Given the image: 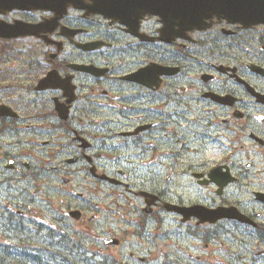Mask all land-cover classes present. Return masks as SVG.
I'll use <instances>...</instances> for the list:
<instances>
[{"label":"flooded vegetation","instance_id":"1","mask_svg":"<svg viewBox=\"0 0 264 264\" xmlns=\"http://www.w3.org/2000/svg\"><path fill=\"white\" fill-rule=\"evenodd\" d=\"M149 1L42 0L41 7H33L32 0H0V104L12 110L0 114V138H6L0 142V183L10 184V173L21 166L34 180L50 176L40 180L44 208L39 215H25L29 203L17 204L14 211L16 202L8 203L1 227L27 219L44 236L58 235L57 243L71 239L77 251L87 254L83 259L97 253L96 243L108 254L104 257L115 259L111 249L117 251L127 234L142 238L146 222L159 221L165 205L152 186L132 190L142 201L133 209L135 229L122 233L105 219L96 230L98 203L91 196L103 182L127 185L124 170L111 175L99 160L108 154L106 159L132 164L135 157L142 177L155 180L165 172L172 190L188 189L191 182L213 186L219 203L193 204L233 206L251 220L223 217L198 223L195 217H181V222L195 220L205 227L195 238L196 259L216 261L211 241L229 235L244 239L246 228L255 240L247 257L251 264H264V213L225 196L234 186L264 210V23L213 16L201 28L179 30L175 23L164 25L158 13L145 11ZM24 146L28 157L22 161ZM208 149L219 154L210 166ZM42 151L40 165L30 160ZM147 168L155 178L143 175ZM55 179L60 184H53ZM214 179L226 183L219 188ZM49 182L53 193H46ZM74 182L82 184L88 199L73 188ZM41 186L33 192L38 194ZM80 198L84 202L76 203ZM85 233L92 246L82 240ZM157 236L149 241L159 256L164 241ZM107 237L118 243H107ZM127 256L126 263H117L143 264L152 254L129 250Z\"/></svg>","mask_w":264,"mask_h":264},{"label":"rangeland","instance_id":"2","mask_svg":"<svg viewBox=\"0 0 264 264\" xmlns=\"http://www.w3.org/2000/svg\"><path fill=\"white\" fill-rule=\"evenodd\" d=\"M28 137V136H27ZM6 138H0V142L5 141ZM28 146H24V153H22L20 160L24 161L28 157L26 154V149ZM35 150L33 152L37 153V149L41 148L40 145L35 146ZM228 150H225V154H227ZM105 153V151H102ZM118 152H121L118 151ZM133 152V151H132ZM108 154L104 155L107 156ZM217 151L208 149L206 151V157L208 159V166L212 163V160L218 157ZM33 159L31 161H35L36 164H41V159L44 157V151H42L39 156L32 154ZM109 157V156H108ZM60 159L62 157H59ZM100 159L99 162L105 164V169L111 175H116V169H122L127 173V177L122 178L127 185H110L108 183H101V189L97 190L95 194L91 197L93 202H97L98 205L95 207V210L98 212V219H96V230L100 231L105 224V219H109L110 223H108L113 229L118 227L119 230L123 233L124 230H133L135 229V225L131 222L133 218L137 217L136 213L133 212L134 206H139L142 201L137 197L136 194L133 193L132 190H137L139 188H150L151 186L162 193V199L165 203L181 201L185 205H192L193 203H219L220 197L214 194L213 186H198L194 182H191L188 189L187 187L184 189H174L172 190V184L169 181H166V173L161 172V176H157L155 180H148L147 178L142 177L141 170H139V166L137 164V158L133 157V161L131 164L127 161H122V163L111 161V159ZM58 159V158H56ZM56 159H53L54 162ZM207 166V167H208ZM148 168L144 171L143 175L146 174L151 178H155L153 173H148ZM13 174V179L11 183L7 185L6 183H0V242H5L9 248L11 255L13 254V249L17 251L16 253H20V248H12V244H18L20 242L27 243L25 246L24 252L22 254H27L28 256L34 257H44V255H50L51 250H61L65 254L67 252H73L79 260H84L83 258L87 256V254H82L77 250L70 248L72 242H69V245H65L64 243H57L58 235L54 238L44 236L46 235L43 230H36V228L32 225V222L27 219L21 220V225L16 228H8L1 227L5 224L4 217L2 211H4L5 204H16L13 205L11 210H15L18 208L17 204L28 205L30 204L29 210L25 212L26 216H31L34 214V217H37L39 213L38 209L44 208V205L41 203L40 198L43 194L44 189L40 185V180H46L50 176L40 175V180H34L29 175L24 174V168L21 166L18 171L10 173ZM25 175V176H24ZM60 184V181L55 179L53 184ZM46 187V193H53V184L51 182L48 183ZM73 188L84 193V199L89 198V193L83 190L82 184L79 182H74ZM9 186V187H8ZM41 186V191L38 194L34 193V187ZM186 186V185H185ZM71 187V185H70ZM172 187V188H171ZM52 189V190H51ZM237 190L234 186L228 188L226 193V200L229 202L239 200L242 205H246L247 208H254L255 211H261L264 213V210L261 206L254 203L252 196L244 193H237ZM60 195L66 196L65 192H61ZM91 195V194H90ZM177 195H182L183 198L177 197ZM29 196L32 197L35 202L30 203ZM76 198V194H75ZM80 198L76 203H83L84 200ZM163 205V203H162ZM161 205L159 221L149 220L146 222L144 226V236L138 237L136 235L127 234L124 237V241L122 246L119 249L112 252L115 254V260H122L126 263V258H128L127 253L129 250L135 251V254L142 255V253L150 252L152 257H148V259L143 264H229V262L235 264H251L252 261L247 257L251 254V247L255 243L251 237H249L248 230L246 228H242L245 231L244 239L233 238L229 235L226 238H223L221 241H211L212 247L215 248L214 254L217 256V260L215 261L210 256L208 259L201 257L196 259L194 257L195 254H199L200 249L198 248L199 240L195 239L203 231H205V227L201 224L196 225L195 220H190L187 222H181V215L178 213H173L172 211L167 210L164 206ZM206 205V204H205ZM21 206V205H20ZM121 206V207H120ZM117 211L126 213V215H121ZM40 222V221H39ZM57 227L62 226L61 224H57ZM26 227L30 228L28 231ZM85 236H81L83 241L92 246L94 241H90L88 233H85ZM158 235V236H157ZM157 236V241L163 242L164 245H161L162 252L160 255L155 254V250L157 246L150 242L151 237ZM238 236H240L238 234ZM65 237V233H64ZM28 238V239H27ZM80 238V234L78 236ZM241 238V237H240ZM150 240V241H149ZM53 241V242H51ZM221 242V243H220ZM201 243V242H200ZM64 244V246H63ZM209 244V245H210ZM23 245V244H20ZM17 246V245H15ZM99 248L101 246L99 243L93 247L96 250V254L90 255L86 260L93 264L96 260L101 259L104 255H108L106 251H100ZM89 255V254H88ZM84 256V257H83ZM19 257V256H18ZM41 257V258H42ZM58 257V256H57ZM246 257L248 259H244ZM47 258V257H46ZM15 258H13L14 260ZM20 261V260H19ZM83 263V262H82ZM27 264H34L32 261ZM130 264H142L140 261L133 260Z\"/></svg>","mask_w":264,"mask_h":264},{"label":"water","instance_id":"3","mask_svg":"<svg viewBox=\"0 0 264 264\" xmlns=\"http://www.w3.org/2000/svg\"><path fill=\"white\" fill-rule=\"evenodd\" d=\"M42 0H32L33 7H41ZM73 0H64L65 4ZM10 4V3H9ZM13 6H8L12 8ZM23 7V6H21ZM144 10L158 13L164 25L175 23L179 30L201 28L205 19L216 16L231 22L245 25L264 22V0H150L144 5ZM2 35V33H0ZM44 87V86H41ZM11 109L0 104V114H11ZM221 188L226 182L214 179ZM264 200V197H260ZM150 202H147L149 205ZM174 206H167L173 208ZM181 212L184 219L196 216L200 222H213L219 218H237L241 221H250L242 212L233 206L208 209L201 205L175 208ZM75 214V213H72ZM107 243H118L115 238H106Z\"/></svg>","mask_w":264,"mask_h":264},{"label":"trees","instance_id":"4","mask_svg":"<svg viewBox=\"0 0 264 264\" xmlns=\"http://www.w3.org/2000/svg\"><path fill=\"white\" fill-rule=\"evenodd\" d=\"M18 226V225H17ZM15 228V226H13ZM28 239V238H27ZM67 240L65 241V245H69ZM23 244V245H20ZM63 244V246H64ZM17 245V246H15ZM25 246H27V243L25 242H20L18 244H12V248H20V253H16L13 249V254L11 255L10 248L9 246L3 242L0 243V264H27L28 262H33L34 264H90L86 259L81 260L82 262H79L80 259L73 258L70 254L68 253H56L57 255H52L51 257H38V256H28L27 254H22L24 252ZM70 248H72L70 246ZM19 256V257H18ZM58 256V257H57ZM13 258H15L13 260ZM20 260V261H19ZM93 264H118L115 259H108L106 257L96 260Z\"/></svg>","mask_w":264,"mask_h":264}]
</instances>
